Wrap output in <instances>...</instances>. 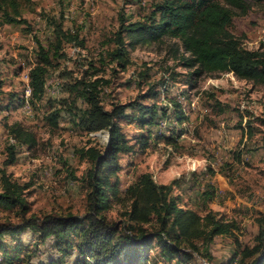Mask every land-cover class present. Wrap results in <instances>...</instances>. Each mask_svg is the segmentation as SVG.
Here are the masks:
<instances>
[{
	"label": "rangeland",
	"instance_id": "1",
	"mask_svg": "<svg viewBox=\"0 0 264 264\" xmlns=\"http://www.w3.org/2000/svg\"><path fill=\"white\" fill-rule=\"evenodd\" d=\"M158 1L7 4L8 12L23 21H0V174L3 170L30 185L24 190L28 212L21 216L17 209L0 208V225L17 224L30 216L84 215L85 178L93 165L81 157L80 149L103 150L108 140L105 131L80 129L74 121L75 109L62 103L68 98V85L84 77L99 79L106 109L133 100L156 106L151 124L140 125L133 109L126 110L128 118L118 120L131 149L118 156L120 169L111 178L117 179V197L106 212L108 220L126 219L123 214L133 203L129 190L140 173L149 172L160 184L179 178L173 193L183 207L202 215L211 209L236 224L235 237L215 236L207 251L203 248L202 254L210 259L190 256L183 264H229L244 246L257 244V220L264 213V86L230 72L195 75L193 68L184 66L181 48L175 50L178 40L167 37L131 46L130 37L124 36L125 56L117 61L111 52L117 47L120 14L126 23L147 21ZM246 2V13L233 9L229 30L241 47L264 49V1ZM57 25L76 39L58 45ZM40 46L51 63L46 65L43 94L35 98L31 93L27 108L25 88L31 69L41 62ZM77 106L85 104L79 101ZM56 111L53 126L47 117ZM16 125L34 134V145L16 140L12 132ZM12 144L16 160L9 164ZM204 190L213 194L208 202L201 195ZM1 241L5 249H0V264H70L76 254L62 257L52 239L41 241L31 228L17 236L6 234ZM150 248L149 264H170L161 245L154 242ZM174 256L171 264H177L181 255Z\"/></svg>",
	"mask_w": 264,
	"mask_h": 264
},
{
	"label": "trees",
	"instance_id": "2",
	"mask_svg": "<svg viewBox=\"0 0 264 264\" xmlns=\"http://www.w3.org/2000/svg\"><path fill=\"white\" fill-rule=\"evenodd\" d=\"M14 1L0 0V21H23L17 14L11 15L7 10V4ZM234 8L241 14L246 13V0H159L149 20L131 23H126L124 15L120 14L117 47L111 54L117 61L123 60L126 46L124 36L130 37L128 45L131 46L140 42H156L164 37L172 38L178 40L174 42L175 50L178 52L181 48L184 66L193 68L195 75L230 72L239 79L264 86V49H245L230 32ZM54 35L58 45L76 39L59 25L54 28ZM39 57L41 62L31 69L29 75L32 97L35 98L43 94L46 65L51 63L48 52L41 46ZM100 86L97 78H79L68 85V98L62 100L70 109H75L74 121L80 129L86 133L105 131L108 134L103 150L95 146L80 149L81 157L93 165L85 178L88 190L85 194L84 215L30 216L17 224H2L0 249H5L1 241L4 235L17 236L26 228H31L41 241L52 239L56 251L62 257L76 251L70 264H149L148 251L154 242L166 251L170 264L177 254L181 255L179 261L176 257L177 264H183L190 256L196 255L198 258L206 255L210 259L209 254H202L203 248L207 251L215 236L235 237L236 224L219 217L211 209L202 215L183 207L179 196L173 193L179 178L168 184H160L151 173H140L129 190L133 203L130 211L123 214L126 219L119 222L107 219L106 212L111 208V200L117 197V179L112 181L111 178L120 169L118 156L131 149L118 120L124 116L128 118L126 110L133 109L138 111L140 125L151 124L156 106L133 100L113 104L111 109H106L100 97ZM79 101L85 107H78ZM58 114V111L50 114L48 123L56 126ZM177 119L181 123L183 118L180 115ZM13 128L16 140L29 147L35 144L33 133L21 125ZM7 159L9 164L16 160L14 144L8 147ZM29 185L17 182L1 170L0 208L17 209L23 216L29 210L24 194ZM201 195L205 202L213 197L208 190H204ZM257 222V244L252 248L244 246L236 252L234 258L237 256V259L232 260L231 264H264V213ZM235 241L238 243L237 239ZM8 263L14 264L11 261Z\"/></svg>",
	"mask_w": 264,
	"mask_h": 264
},
{
	"label": "built area",
	"instance_id": "3",
	"mask_svg": "<svg viewBox=\"0 0 264 264\" xmlns=\"http://www.w3.org/2000/svg\"><path fill=\"white\" fill-rule=\"evenodd\" d=\"M28 77V76H27ZM27 77H26V79H27ZM30 95H31V88H30V85H29V83L27 84V86H26V88H25V94H24V101H25V106L27 107V108H29V97H30ZM232 264H235V262L234 263H232Z\"/></svg>",
	"mask_w": 264,
	"mask_h": 264
}]
</instances>
